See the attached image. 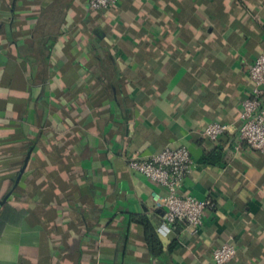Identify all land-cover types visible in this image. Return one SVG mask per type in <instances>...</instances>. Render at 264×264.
<instances>
[{
  "label": "crops",
  "instance_id": "1",
  "mask_svg": "<svg viewBox=\"0 0 264 264\" xmlns=\"http://www.w3.org/2000/svg\"><path fill=\"white\" fill-rule=\"evenodd\" d=\"M263 53L264 0H0V264H213L230 241L264 264V153L238 137ZM166 147L217 204L195 235L159 232L164 190L126 162Z\"/></svg>",
  "mask_w": 264,
  "mask_h": 264
},
{
  "label": "built area",
  "instance_id": "2",
  "mask_svg": "<svg viewBox=\"0 0 264 264\" xmlns=\"http://www.w3.org/2000/svg\"><path fill=\"white\" fill-rule=\"evenodd\" d=\"M121 0H87L92 12L108 13ZM251 96L241 103L238 137L242 145L264 153V53L250 66ZM231 125L211 123L204 128V136L210 141H218L232 133ZM128 167L146 177L164 193H154L153 200L163 213L164 223L159 232L166 235L170 226L176 223L195 235L203 226L205 218L217 210L213 198L201 200L183 192L185 180L194 172L195 161L187 147H166L150 156L133 153L126 156ZM237 246L226 242L213 250V264H229L237 256Z\"/></svg>",
  "mask_w": 264,
  "mask_h": 264
},
{
  "label": "trees",
  "instance_id": "3",
  "mask_svg": "<svg viewBox=\"0 0 264 264\" xmlns=\"http://www.w3.org/2000/svg\"><path fill=\"white\" fill-rule=\"evenodd\" d=\"M108 13H110V12H108ZM111 15V14H110ZM216 122V121H215ZM215 122H210V123H208L207 125H209V124H211V123H215ZM219 123V122H218ZM221 123V122H220ZM206 125V126H207ZM25 172H26V167H21L20 169H19V171H18V174L13 178L14 180V185H16V187L18 186V184H19V182L21 181V178L24 176V174H25ZM3 202H4V200H3Z\"/></svg>",
  "mask_w": 264,
  "mask_h": 264
}]
</instances>
